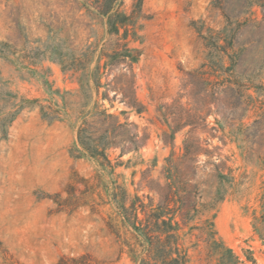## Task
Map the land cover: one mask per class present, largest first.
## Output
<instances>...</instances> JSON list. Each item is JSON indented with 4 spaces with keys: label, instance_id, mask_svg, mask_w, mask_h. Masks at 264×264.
Segmentation results:
<instances>
[{
    "label": "rangeland",
    "instance_id": "obj_1",
    "mask_svg": "<svg viewBox=\"0 0 264 264\" xmlns=\"http://www.w3.org/2000/svg\"><path fill=\"white\" fill-rule=\"evenodd\" d=\"M85 1L92 3L0 0V264L8 259L56 264L62 256L84 254L98 264H135L127 247L133 236L122 226L109 188L114 183L126 191L128 207L136 195L148 204L153 195L144 186L149 181L164 183L166 159L172 151L182 153L187 128L176 134L173 147L165 145L156 110L176 97L180 70L208 64L202 36L225 25L214 0H117L114 11L128 18L127 34L124 27L110 34ZM261 4L252 0L248 17L261 21ZM125 49L139 52L137 64L104 56ZM259 74L248 90L251 106L242 129L264 116V69ZM133 76L135 96L144 107L140 114L123 104L118 91L123 84L131 96ZM103 109L149 135L137 151H107L112 173L77 146L84 116ZM212 126L210 116L208 130ZM198 134L211 155L197 157L196 176L189 181L198 210H189L180 243L190 264H221L222 250L207 241L210 232L241 262L264 264V163L245 160L237 129ZM258 147L264 150V141ZM209 162L228 173L223 185L209 175L214 169ZM86 185L94 187L88 194ZM217 187L223 200L203 210L200 204ZM157 201L154 196V206Z\"/></svg>",
    "mask_w": 264,
    "mask_h": 264
},
{
    "label": "trees",
    "instance_id": "obj_2",
    "mask_svg": "<svg viewBox=\"0 0 264 264\" xmlns=\"http://www.w3.org/2000/svg\"><path fill=\"white\" fill-rule=\"evenodd\" d=\"M116 1L92 0L91 4L85 1L84 5L88 11L92 8L93 13L105 21L108 33L117 35L120 28L124 27L127 34L128 18L114 11ZM214 2V8L220 11L225 25L218 33L212 34L213 32L210 31V35L202 36L207 50L208 64L204 63L192 71L180 70L183 78L176 97L171 104H160L156 110L158 121L165 128L161 137L165 145L169 144L173 147L176 134L187 128L182 143V153L176 155L172 151L166 159L162 174L163 184L152 180L144 186L153 195L147 197L148 204L136 195L126 207V191L114 183L109 188L112 201L118 205L121 224L130 230L133 236L134 243L127 244V247L135 264H190L186 251L180 243L181 225L185 226L188 222L189 210H198L197 203L188 193L189 181L196 176L197 157L202 153L211 155L207 149L201 147V143L207 145L208 142L200 138L199 132L216 133L225 126L237 129V134L244 143L245 160L264 163V150L260 147L254 148L264 141V116L255 119L245 129L241 127V122L251 106L248 90L252 80L259 77L260 71L264 69V0H261L263 15L261 21L248 17L252 0H214ZM125 51L116 52L113 56H104L119 64L124 63L127 58L131 64H137L139 52L133 50L135 54H131L129 50L125 49ZM106 66L107 63L104 64L103 69ZM80 69L85 68L83 66ZM81 77L84 86H87L90 73H83ZM134 84L133 76L129 94L131 96L126 94L123 84L118 91L122 94L123 104L140 114L144 107L135 96ZM96 85L99 87L100 82L97 81ZM104 97H107L106 93ZM183 98L187 100L185 104L181 102ZM210 116L213 117V126L208 130ZM76 137L78 152L94 160L102 171L112 173L114 166L107 151L118 149L121 154L137 151L147 143L149 135L145 132L141 135L137 125L127 120L121 122L118 116L103 109L84 116ZM209 163L214 166L213 173L209 175L217 180L218 186L229 180L228 173L223 170L222 165L216 162ZM92 187L86 185L83 193L88 194ZM154 196L158 199L155 206ZM223 198L222 189L217 187L205 203L200 204V207L203 210L210 209ZM262 207L264 208V204ZM176 217H179L180 222L175 220ZM210 233L207 238L209 245L222 250L221 264H245L235 257L231 250L216 242L214 233ZM7 262L14 264L11 259ZM56 264H98V262L89 254H84L78 257L62 256Z\"/></svg>",
    "mask_w": 264,
    "mask_h": 264
}]
</instances>
